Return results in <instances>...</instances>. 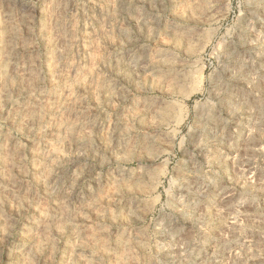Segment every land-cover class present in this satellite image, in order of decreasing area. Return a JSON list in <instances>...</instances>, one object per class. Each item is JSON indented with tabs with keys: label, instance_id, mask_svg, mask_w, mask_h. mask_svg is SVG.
I'll use <instances>...</instances> for the list:
<instances>
[{
	"label": "rangeland",
	"instance_id": "obj_1",
	"mask_svg": "<svg viewBox=\"0 0 264 264\" xmlns=\"http://www.w3.org/2000/svg\"><path fill=\"white\" fill-rule=\"evenodd\" d=\"M0 264H264V0H0Z\"/></svg>",
	"mask_w": 264,
	"mask_h": 264
}]
</instances>
